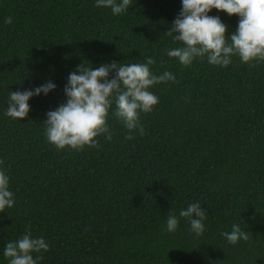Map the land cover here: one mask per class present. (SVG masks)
Returning a JSON list of instances; mask_svg holds the SVG:
<instances>
[{"label":"trees","instance_id":"16d2710c","mask_svg":"<svg viewBox=\"0 0 264 264\" xmlns=\"http://www.w3.org/2000/svg\"><path fill=\"white\" fill-rule=\"evenodd\" d=\"M95 5L0 0V170L15 199L0 213V264L29 226L49 245L38 264H264V62L249 67L234 56L224 68L205 57L185 67L169 58L181 46L166 33L182 0H132L118 16ZM208 15L227 37L236 32L238 16ZM148 57L153 74L175 81L150 89L159 103L141 114L143 135L125 139L113 104L111 141L101 136L98 148L81 152L47 141L46 114L66 103L70 73ZM49 81L55 89L29 100L27 118L5 115L10 92ZM193 202L208 215L200 237L179 217ZM169 214L179 219L172 233ZM233 224L248 241L227 242L222 233Z\"/></svg>","mask_w":264,"mask_h":264},{"label":"clouds","instance_id":"9594fccd","mask_svg":"<svg viewBox=\"0 0 264 264\" xmlns=\"http://www.w3.org/2000/svg\"><path fill=\"white\" fill-rule=\"evenodd\" d=\"M131 2L96 0L95 6L108 8L118 16L128 10ZM213 9L225 12L229 17H239L237 30L230 37L226 36L227 26L220 18L208 15ZM5 23L11 24L12 17H7ZM166 35L180 42L181 46L169 49L166 54L169 58H176L182 66H190L195 59L206 57L209 64L227 68L232 57L236 56L243 64L255 67L264 62V0H182V10ZM154 64L155 59L148 57L143 63L113 62L95 69L91 65L79 66L69 75L65 87L66 103L46 114L47 141L58 151L70 149L75 152H81L85 147L98 148L101 136L111 141L107 120L113 104V115L128 130L125 139H133L132 133L136 130L143 135L141 114L151 113L159 103L158 96L150 89L175 81L174 75L167 71L158 76L153 74L151 66ZM113 72L115 76L110 79ZM54 89L55 84L49 81L34 90L10 92L5 115L18 121L27 118L29 100L41 93L47 96ZM0 165H3L2 160ZM14 203L9 177L0 170V213L12 208ZM207 216L198 202L179 212V217L189 222L190 232L197 237L205 231L203 221ZM178 225L177 216L169 214L166 230L175 232ZM30 227L20 239L5 246L3 255L8 264H38L43 258L41 253L49 251V245L42 236L33 238ZM222 236L230 245L249 239L248 232L239 224H233L231 232H224Z\"/></svg>","mask_w":264,"mask_h":264}]
</instances>
